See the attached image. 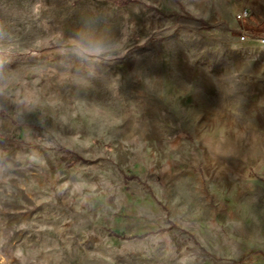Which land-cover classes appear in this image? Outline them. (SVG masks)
<instances>
[{
    "label": "rangeland",
    "instance_id": "1",
    "mask_svg": "<svg viewBox=\"0 0 264 264\" xmlns=\"http://www.w3.org/2000/svg\"><path fill=\"white\" fill-rule=\"evenodd\" d=\"M259 2L0 0V264L264 251Z\"/></svg>",
    "mask_w": 264,
    "mask_h": 264
},
{
    "label": "crops",
    "instance_id": "2",
    "mask_svg": "<svg viewBox=\"0 0 264 264\" xmlns=\"http://www.w3.org/2000/svg\"><path fill=\"white\" fill-rule=\"evenodd\" d=\"M259 5H255V15H254V22L255 26L258 30H263L264 26V12H263V7H262V0H259ZM258 5V6H257ZM250 49L254 50L252 53V57L257 60H264V45H256L255 47H250ZM257 68L256 73L261 74V66L259 67L255 65ZM251 260L247 264H264V251L263 252H258L255 253L253 252L251 254Z\"/></svg>",
    "mask_w": 264,
    "mask_h": 264
},
{
    "label": "clouds",
    "instance_id": "3",
    "mask_svg": "<svg viewBox=\"0 0 264 264\" xmlns=\"http://www.w3.org/2000/svg\"><path fill=\"white\" fill-rule=\"evenodd\" d=\"M83 51L91 54V55H100L103 53L104 48L101 46H94V47H89V48H83L82 45H80Z\"/></svg>",
    "mask_w": 264,
    "mask_h": 264
},
{
    "label": "built area",
    "instance_id": "4",
    "mask_svg": "<svg viewBox=\"0 0 264 264\" xmlns=\"http://www.w3.org/2000/svg\"><path fill=\"white\" fill-rule=\"evenodd\" d=\"M248 15H249V12L246 10L241 15H239L238 18L245 19L246 17H248ZM242 40H245V38L242 37ZM261 43L264 44V39L261 40Z\"/></svg>",
    "mask_w": 264,
    "mask_h": 264
}]
</instances>
